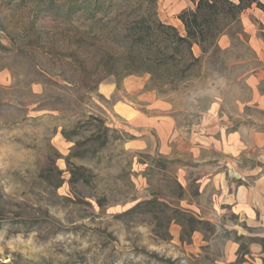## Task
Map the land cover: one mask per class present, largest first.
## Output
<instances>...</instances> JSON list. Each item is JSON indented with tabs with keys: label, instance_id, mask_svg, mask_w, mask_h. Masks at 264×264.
<instances>
[{
	"label": "rangeland",
	"instance_id": "374dc122",
	"mask_svg": "<svg viewBox=\"0 0 264 264\" xmlns=\"http://www.w3.org/2000/svg\"><path fill=\"white\" fill-rule=\"evenodd\" d=\"M52 1L58 16L50 0H0V264L234 263L226 233L249 234L232 208L221 205L211 179L218 168L234 192V175L250 187L254 168L264 169V149L253 143L256 131L264 133V109L240 105L252 98L246 79L264 68L248 38L245 44L228 39L226 48L218 43L223 52L210 53L175 88L152 90L149 75H132L149 87L142 100L128 94L123 81L108 99L99 85L89 92L67 82L87 75L93 85L97 50L72 40L88 25L65 18L67 0ZM156 3L158 19L183 33L177 16L193 3ZM251 21L264 43V19ZM87 54L83 73L78 61ZM258 90L264 92V81ZM153 99L156 112L147 107ZM116 102L172 117L167 142L160 143V128L147 133L122 124L113 113ZM238 127L249 143L240 160L245 174L227 166L232 163L217 146L223 129ZM131 140L146 147H131ZM146 202L152 204L129 212ZM175 210L209 222L214 233L199 227L189 244L182 243L184 221Z\"/></svg>",
	"mask_w": 264,
	"mask_h": 264
},
{
	"label": "trees",
	"instance_id": "16d2710c",
	"mask_svg": "<svg viewBox=\"0 0 264 264\" xmlns=\"http://www.w3.org/2000/svg\"><path fill=\"white\" fill-rule=\"evenodd\" d=\"M190 2L194 8L183 10L177 16L183 28V33H180L174 26L158 19L156 0H67V9L63 13L65 18L69 21L83 19L88 25L84 36L72 40L78 45L87 44L97 50L92 60L93 71L99 75L93 85L87 75L79 79H66L67 82L77 89L85 87L93 92L107 77H114L116 89L119 90L126 77L149 75L152 90L175 88L188 81L192 70L200 67L210 53L223 52L218 45L221 37L227 36L232 43L237 40L245 44L247 37L241 24V15L254 5L264 9L258 0ZM49 3L54 15L58 16L59 6L52 0ZM195 47L199 50V56L194 53ZM89 56L78 61L83 73L88 69L86 64L90 60ZM148 88L145 86V89ZM260 92L264 95L263 91ZM88 118L100 121L91 115ZM63 135L69 138L66 133ZM151 204L140 203L129 212ZM175 213L184 221V225L183 222L181 224L182 243L189 244L191 235L200 231L199 227L214 233V226L209 222L200 221L187 212L175 210ZM243 229L249 236L237 235L235 231L226 233L231 236L228 240L238 246L236 260L232 264L248 263L247 257L251 259V244L260 245L264 254V238L260 236L264 233V227L256 229L243 225ZM261 260L264 264V258Z\"/></svg>",
	"mask_w": 264,
	"mask_h": 264
},
{
	"label": "crops",
	"instance_id": "0c3cea01",
	"mask_svg": "<svg viewBox=\"0 0 264 264\" xmlns=\"http://www.w3.org/2000/svg\"><path fill=\"white\" fill-rule=\"evenodd\" d=\"M258 2L264 7V0H258ZM241 17V24L242 27H244V32H246L249 46L253 53L258 58H260V61L264 65V43L257 37L255 27L252 25L251 21V17H253L262 23L264 19V9H259L254 5L248 10L244 11ZM178 26H182L179 20ZM228 39L229 38L227 36L221 37L218 42L219 45L226 48L227 43L230 41H228ZM195 49L199 51L197 47H195L194 50ZM256 70L257 69H254L245 81L246 85L252 91V98L250 101H245L240 105H243V107L254 105L259 106L261 109L263 107L264 109V95L258 90V86L262 81H264V68L262 70ZM123 86L128 94H137L139 95L140 100H142V91L145 88L144 86H146V83L138 82L136 79H130L129 76L123 80ZM98 91L104 97L109 99V97H112L116 91V83L112 80L102 81L98 87ZM156 104L157 102L153 99L147 103V107L152 112H156ZM216 111V105L212 104V106L208 109V114L212 116L210 118H214ZM113 113L118 117L122 124H127L128 126L130 125V127H132L135 131L137 129L138 131L140 130L148 133L152 129L160 128L162 133L160 136L161 144L167 142L169 139V134L175 127L174 120L170 116H167L164 119H159L158 115H148L146 113V109L145 111H140L134 106L124 102H116L113 105ZM240 115H242V112L238 115V118ZM125 128L127 129V127ZM241 130L242 129L239 127L237 129L235 128L234 130L223 129V132L220 134L222 141L220 145L217 146L220 151L223 152V154L228 156V162L232 163L226 165L233 167L235 170L242 171V173L245 174L247 166L242 165L240 160L246 157L249 143L246 139V135ZM164 140L165 142H163ZM253 140V143L255 142L257 148L264 149L263 132L256 131L253 135ZM129 145L134 148L146 147L145 143L138 140H131ZM254 171L256 172V179L253 181V186L250 187L242 185L240 182L241 180L238 179L236 175H234V192H230L231 186L233 184L229 183V179L227 180L226 174L222 175V173L218 171V168L217 171L212 175L211 179V182L215 184L216 189L220 188L221 190V205L232 208L231 212L243 220L248 228H256V226H262L264 224V212L261 211L264 204V169L256 167L254 168ZM226 243L227 249L229 250L228 253H232L230 255L232 259L236 258L238 246L233 242H230V240H227ZM249 251L251 253V259L248 260L249 263L245 264H262L261 259L264 258V254H262L261 246L258 244H251L249 246Z\"/></svg>",
	"mask_w": 264,
	"mask_h": 264
}]
</instances>
